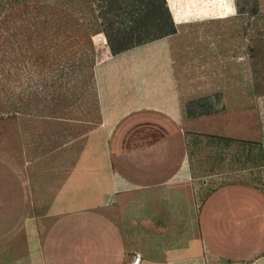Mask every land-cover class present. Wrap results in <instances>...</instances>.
<instances>
[{"label": "rangeland", "instance_id": "1", "mask_svg": "<svg viewBox=\"0 0 264 264\" xmlns=\"http://www.w3.org/2000/svg\"><path fill=\"white\" fill-rule=\"evenodd\" d=\"M167 3L173 33L114 54L93 0H0V264H222L185 249L205 181L229 174L220 197L264 207V0ZM140 109L176 119L187 159L153 187L108 159Z\"/></svg>", "mask_w": 264, "mask_h": 264}, {"label": "crops", "instance_id": "2", "mask_svg": "<svg viewBox=\"0 0 264 264\" xmlns=\"http://www.w3.org/2000/svg\"><path fill=\"white\" fill-rule=\"evenodd\" d=\"M181 133L176 119L161 110L140 109L128 113L116 122L109 138L108 159L113 176L133 187H153L178 177L187 159L182 154L179 164L178 154L172 152L171 146L180 141ZM234 181L229 174L222 179L205 181V191L202 197H197L196 241L185 247L186 250H194L195 255L208 252L222 264L264 255V207L248 197L238 202L230 195L220 197L219 189L233 185ZM258 193L259 202L264 203V194ZM224 199L227 206L219 207ZM222 216L227 217L225 224H229V230L220 229ZM203 261L206 259L193 258L181 264H202Z\"/></svg>", "mask_w": 264, "mask_h": 264}, {"label": "trees", "instance_id": "3", "mask_svg": "<svg viewBox=\"0 0 264 264\" xmlns=\"http://www.w3.org/2000/svg\"><path fill=\"white\" fill-rule=\"evenodd\" d=\"M93 1V16L114 54L174 32L167 0Z\"/></svg>", "mask_w": 264, "mask_h": 264}, {"label": "built area", "instance_id": "4", "mask_svg": "<svg viewBox=\"0 0 264 264\" xmlns=\"http://www.w3.org/2000/svg\"><path fill=\"white\" fill-rule=\"evenodd\" d=\"M141 263V257L139 256H135L133 258V261L131 262V264H140Z\"/></svg>", "mask_w": 264, "mask_h": 264}]
</instances>
